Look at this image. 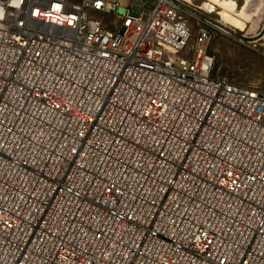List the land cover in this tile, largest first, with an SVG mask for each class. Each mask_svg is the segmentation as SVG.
<instances>
[{
  "label": "built area",
  "instance_id": "obj_1",
  "mask_svg": "<svg viewBox=\"0 0 264 264\" xmlns=\"http://www.w3.org/2000/svg\"><path fill=\"white\" fill-rule=\"evenodd\" d=\"M0 8V264H264V90L216 72L207 26Z\"/></svg>",
  "mask_w": 264,
  "mask_h": 264
},
{
  "label": "rangeland",
  "instance_id": "obj_2",
  "mask_svg": "<svg viewBox=\"0 0 264 264\" xmlns=\"http://www.w3.org/2000/svg\"><path fill=\"white\" fill-rule=\"evenodd\" d=\"M180 1L192 32L189 48L195 45L200 27L207 26L216 72L264 90V0H222L225 6L214 0Z\"/></svg>",
  "mask_w": 264,
  "mask_h": 264
},
{
  "label": "clouds",
  "instance_id": "obj_3",
  "mask_svg": "<svg viewBox=\"0 0 264 264\" xmlns=\"http://www.w3.org/2000/svg\"><path fill=\"white\" fill-rule=\"evenodd\" d=\"M10 3H11L12 6H14L16 8H19L21 6V4L23 3V0H10ZM98 5H97V7H98ZM54 8H55V11L56 12H59L60 11V5H54ZM33 14L34 15H39V11L37 10ZM2 17H3V9L0 8V18H2ZM64 19H67V22L69 24H72L73 21L75 20V17H70V18L69 17H65V18H61L60 19V22L62 23Z\"/></svg>",
  "mask_w": 264,
  "mask_h": 264
},
{
  "label": "bare ground",
  "instance_id": "obj_4",
  "mask_svg": "<svg viewBox=\"0 0 264 264\" xmlns=\"http://www.w3.org/2000/svg\"><path fill=\"white\" fill-rule=\"evenodd\" d=\"M214 1H216V3L218 2V3H220V4H222L223 6H225V3L222 1V0H214ZM226 1V0H225ZM226 2H228V1H226ZM226 19H227V17H226ZM239 21V20H238ZM241 26L243 27V25L241 24Z\"/></svg>",
  "mask_w": 264,
  "mask_h": 264
},
{
  "label": "snow or ice",
  "instance_id": "obj_5",
  "mask_svg": "<svg viewBox=\"0 0 264 264\" xmlns=\"http://www.w3.org/2000/svg\"><path fill=\"white\" fill-rule=\"evenodd\" d=\"M98 7H99V5H98Z\"/></svg>",
  "mask_w": 264,
  "mask_h": 264
}]
</instances>
